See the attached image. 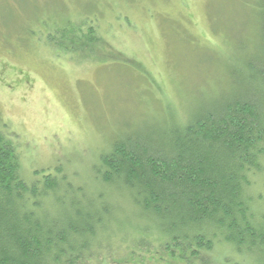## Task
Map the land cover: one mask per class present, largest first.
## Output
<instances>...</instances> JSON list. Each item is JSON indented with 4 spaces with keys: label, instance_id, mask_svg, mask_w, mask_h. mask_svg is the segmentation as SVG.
I'll list each match as a JSON object with an SVG mask.
<instances>
[{
    "label": "rangeland",
    "instance_id": "obj_1",
    "mask_svg": "<svg viewBox=\"0 0 264 264\" xmlns=\"http://www.w3.org/2000/svg\"><path fill=\"white\" fill-rule=\"evenodd\" d=\"M255 1L0 0V129L24 180L59 169L89 192L120 135L186 119L237 89L262 44ZM101 191L112 209L99 229L114 248L106 264H170L154 249L155 222L113 187ZM263 192L264 172L250 194ZM224 257L262 264V253L227 246L207 260Z\"/></svg>",
    "mask_w": 264,
    "mask_h": 264
},
{
    "label": "trees",
    "instance_id": "obj_2",
    "mask_svg": "<svg viewBox=\"0 0 264 264\" xmlns=\"http://www.w3.org/2000/svg\"><path fill=\"white\" fill-rule=\"evenodd\" d=\"M255 7L262 44L248 73L235 74L237 89L186 119L120 135L94 167L89 195L59 169L27 183L0 129V264H106L114 248L99 240L112 212L104 187L155 222L154 249L170 264H209L218 246L262 253L264 264V192L250 194L264 172V0Z\"/></svg>",
    "mask_w": 264,
    "mask_h": 264
},
{
    "label": "bare ground",
    "instance_id": "obj_3",
    "mask_svg": "<svg viewBox=\"0 0 264 264\" xmlns=\"http://www.w3.org/2000/svg\"><path fill=\"white\" fill-rule=\"evenodd\" d=\"M257 60V59H256ZM256 62V61H255Z\"/></svg>",
    "mask_w": 264,
    "mask_h": 264
}]
</instances>
